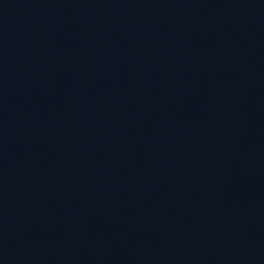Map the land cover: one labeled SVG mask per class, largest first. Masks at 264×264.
<instances>
[{
	"label": "water",
	"instance_id": "water-1",
	"mask_svg": "<svg viewBox=\"0 0 264 264\" xmlns=\"http://www.w3.org/2000/svg\"><path fill=\"white\" fill-rule=\"evenodd\" d=\"M0 264H264V0H25Z\"/></svg>",
	"mask_w": 264,
	"mask_h": 264
}]
</instances>
